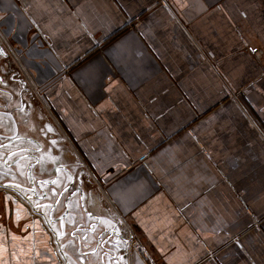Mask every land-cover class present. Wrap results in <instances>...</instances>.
<instances>
[{
    "label": "crops",
    "instance_id": "0c3cea01",
    "mask_svg": "<svg viewBox=\"0 0 264 264\" xmlns=\"http://www.w3.org/2000/svg\"><path fill=\"white\" fill-rule=\"evenodd\" d=\"M0 120V264H264V0H0Z\"/></svg>",
    "mask_w": 264,
    "mask_h": 264
},
{
    "label": "water",
    "instance_id": "95a60500",
    "mask_svg": "<svg viewBox=\"0 0 264 264\" xmlns=\"http://www.w3.org/2000/svg\"><path fill=\"white\" fill-rule=\"evenodd\" d=\"M10 118H12V116H10ZM12 120H13V118H12ZM0 124H2V125H5L6 124V121H1L0 120ZM2 137H4V136H2ZM7 137V136H6ZM10 138V140H13V137H9ZM0 149H5L4 147H1ZM0 159H2L1 158V156H0ZM1 166V165H0ZM5 171H8L6 168H2V166H1V168H0V176H1V174H3V175H5V174H7V172H5ZM22 173L23 172H21V171H19V169L17 170V174H15V172H13V174L12 175H10V174H8V175H10V178H14V176L15 177H17L18 175H22ZM88 180L87 179H85V180H80V179H78V182L80 183V184H82V183H84V182H87ZM32 187H36V185H33ZM31 187V188H32ZM0 188H3V187H0ZM16 188H18V186H16ZM55 190V189H54ZM74 224H76V222H75V219H73V225ZM80 228V226L78 227V229ZM62 229H63V232H65V228H64V226H62ZM71 236H72V238H74V239H76L77 241H78V238H77V236L75 235V233H72L71 234ZM120 238V239H119ZM110 239L108 238V239H106L105 241H104V239H103V237H101V236H98L97 235V241H98V244H99V246L100 247H102L104 250H105V252L107 253V257L108 258H111V256H110V253H112V247H114L115 248V251H116V253H118L119 251H121V250H125V246H124V244L126 243V241L125 240H121V237H118V239H116L114 242L113 241H109ZM119 240H121V242H120V246H118V242H119ZM78 248H80V246L78 245ZM80 250H81V248H80ZM77 259L78 258H76V261H77ZM79 261V262H78ZM76 263L77 264H79V263H84V261H82L81 259H79Z\"/></svg>",
    "mask_w": 264,
    "mask_h": 264
},
{
    "label": "rangeland",
    "instance_id": "374dc122",
    "mask_svg": "<svg viewBox=\"0 0 264 264\" xmlns=\"http://www.w3.org/2000/svg\"><path fill=\"white\" fill-rule=\"evenodd\" d=\"M252 218H253L254 225L255 226H258L259 225V219L255 215H253V214H252ZM138 245H139V247L142 248V245L139 242H138Z\"/></svg>",
    "mask_w": 264,
    "mask_h": 264
},
{
    "label": "built area",
    "instance_id": "2783aa9c",
    "mask_svg": "<svg viewBox=\"0 0 264 264\" xmlns=\"http://www.w3.org/2000/svg\"><path fill=\"white\" fill-rule=\"evenodd\" d=\"M134 245H135V248L139 247V245L136 242H134Z\"/></svg>",
    "mask_w": 264,
    "mask_h": 264
}]
</instances>
